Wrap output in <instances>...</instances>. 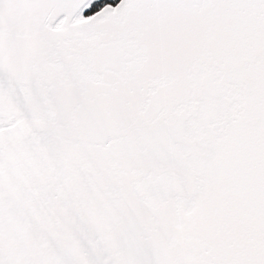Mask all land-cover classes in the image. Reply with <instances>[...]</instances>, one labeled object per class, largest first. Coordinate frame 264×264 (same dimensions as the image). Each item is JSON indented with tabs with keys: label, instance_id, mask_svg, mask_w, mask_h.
<instances>
[{
	"label": "snow or ice",
	"instance_id": "6c2138e0",
	"mask_svg": "<svg viewBox=\"0 0 264 264\" xmlns=\"http://www.w3.org/2000/svg\"><path fill=\"white\" fill-rule=\"evenodd\" d=\"M0 264H264V0H0Z\"/></svg>",
	"mask_w": 264,
	"mask_h": 264
}]
</instances>
